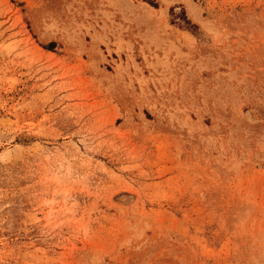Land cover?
<instances>
[{"label":"rangeland","instance_id":"rangeland-1","mask_svg":"<svg viewBox=\"0 0 264 264\" xmlns=\"http://www.w3.org/2000/svg\"><path fill=\"white\" fill-rule=\"evenodd\" d=\"M0 264H264V0H0Z\"/></svg>","mask_w":264,"mask_h":264}]
</instances>
